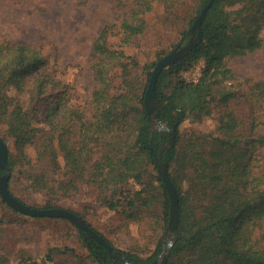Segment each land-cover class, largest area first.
Listing matches in <instances>:
<instances>
[{
    "label": "trees",
    "instance_id": "trees-1",
    "mask_svg": "<svg viewBox=\"0 0 264 264\" xmlns=\"http://www.w3.org/2000/svg\"><path fill=\"white\" fill-rule=\"evenodd\" d=\"M181 1L113 0L114 13L120 18V23L103 26L92 43L94 62L91 69L97 86L92 93L93 115L89 121L68 105L67 86L58 83L46 71L37 45L0 40V122L5 124L7 136L13 139L19 165L29 163V146H34L36 161L47 159L53 169L60 168L56 144L62 153L67 179L50 181L45 171H34L28 174V181L35 191L69 196L76 191L77 182L89 180L108 209L132 211L138 203L151 213L148 208L153 206V194L150 195L145 182L146 169L151 166L156 173L153 180L160 193L161 212L155 219L161 221L164 228L168 226L170 201L155 160L170 135L167 131L151 130V115L146 112L143 102L156 62L143 66L145 84L140 92L136 88L135 91L113 92L111 74L118 67L125 69L124 61L134 67L139 66L126 55L123 47L144 33V14L152 11L155 4L172 10ZM194 1L187 27L181 32L180 45L188 42L192 23L209 0ZM262 28L264 0H214L200 23L198 44L157 76L154 104L161 121L174 130L173 144L162 149L161 161L167 165V173L178 198L177 229L180 230L183 211L193 215L195 224V231L189 236L177 235L165 264H264V165L255 163L256 140L252 137L242 140L243 137L234 134L241 123L230 112L219 118L214 136L190 135L185 143L180 134L183 123L209 118L214 107L226 104L237 95L235 90L224 85L232 78L225 61L259 49L262 41L258 32ZM196 34L197 30H194L191 36ZM111 36L120 37L116 48L110 46ZM198 61L205 64L202 77L196 83L185 82L182 73ZM123 82L127 83L125 78ZM25 94L32 101L31 107L20 100V96ZM38 106L41 108L36 112L45 115L42 119L48 122V131H39L33 125L31 119L34 115L30 116L29 112ZM57 118L61 119L63 126L60 134L55 136L57 122L54 121ZM0 138L7 147V190L21 201L11 192L13 169L8 158L10 153L7 140ZM178 162L185 164L187 176L180 175L181 170L175 166ZM87 173L88 177L85 176ZM130 179L141 186V190L133 192L128 188ZM109 185L114 188L110 197L108 192L112 188ZM149 195L152 199L147 201ZM2 207L18 213L9 208L0 196ZM41 208L59 207L46 202ZM80 217L130 264H150L162 252V238L157 240L149 256L117 250ZM1 223L0 219V231ZM77 231L92 264H125L122 258L112 259L106 248L86 232ZM66 251L74 254L72 250ZM17 264L42 263L31 257H22Z\"/></svg>",
    "mask_w": 264,
    "mask_h": 264
},
{
    "label": "rangeland",
    "instance_id": "rangeland-1",
    "mask_svg": "<svg viewBox=\"0 0 264 264\" xmlns=\"http://www.w3.org/2000/svg\"><path fill=\"white\" fill-rule=\"evenodd\" d=\"M194 6V0H182L172 10H165L161 4H155L152 11L144 14V33L123 47L126 55L139 66L134 67L124 61L122 65L125 69H114L111 74L113 92L135 91L134 88L138 92L142 90L145 84L143 66L157 62L170 53L175 45L183 46L180 45L181 32L187 27V19ZM119 21L120 18L114 13L113 0H0V40L37 45L43 55L44 68L58 83L67 86L68 105L72 110L82 113L85 121L91 120L93 115L92 93L97 86L91 69L94 62L93 40L103 26L119 24ZM258 35L262 41L259 49L225 61L232 78L224 85L235 90L237 95L226 104L214 107L209 118L196 123H183L180 134L185 143L190 135L214 136L217 134L219 118L227 112L233 113L241 123L238 132L234 134L243 137L242 140L248 137L256 140L258 151L255 163L263 166L264 28ZM119 40L120 37L111 36L110 46L116 48ZM195 65L196 63L182 75L191 72ZM124 78L127 83L123 82ZM20 100L25 106L31 107L32 101L26 94L20 96ZM38 108L41 106L29 112L30 116L34 115L31 119L33 125L39 131H48V122L42 119L45 115L37 113ZM55 122L57 136L63 124L60 118ZM5 129V124L0 122V137L7 140L9 163L13 169L10 189L24 204L41 208L49 202L50 205L71 210L82 216L117 250L132 251L141 257L152 253L159 238H162L164 244L167 242V227L164 228L163 223L155 219L161 212L158 199L160 193L153 180L156 173L151 166L145 173L147 190L150 195L153 194V206L148 208L151 213L146 212L138 203V207L132 208V211L126 208L108 209L95 185L89 180L77 182L76 191L69 196L37 192L28 181V174L34 171H45L50 181L67 179L64 176L66 171L63 168L62 153L56 144L60 168L53 169L47 159L36 161L34 146H29L27 154L30 161L21 166L19 158H16L13 139L7 136ZM175 166L181 170V176H187L188 170L185 171L183 162H178ZM85 176L88 177V173ZM111 188L109 192L106 191L108 197L113 193L114 188ZM128 188L133 192L141 190V186L131 179ZM150 195L146 197L147 201L152 199ZM192 216L183 211L182 224L180 230L177 229V235L187 237L195 231ZM0 219V264H17L22 257H31L42 264H92L77 229L65 219L29 217L3 207L0 208ZM66 250H72L74 254Z\"/></svg>",
    "mask_w": 264,
    "mask_h": 264
},
{
    "label": "water",
    "instance_id": "water-1",
    "mask_svg": "<svg viewBox=\"0 0 264 264\" xmlns=\"http://www.w3.org/2000/svg\"><path fill=\"white\" fill-rule=\"evenodd\" d=\"M214 0H209L208 3L202 8L199 16L194 20L192 26L189 30L190 38L188 42L180 47H175L170 53L166 54L164 57L159 59L154 69L151 73V76L148 80L147 89L144 94V107L146 112L151 115L150 128L151 130H158L160 132L167 131L170 135L167 144H163L161 149L158 152L157 158L155 160L158 174L166 187L170 205H169V220H168V240L164 244L162 252L159 256L154 259L150 264H165L169 250L172 247L176 237H177V224H178V198L176 191L169 179L167 173V165L161 161V152L163 148L171 147L173 144V129H169L166 124H164L156 110L154 102L156 101L155 96V84L157 76L162 69L166 68L169 65L174 64L178 60H181L186 56L200 41L201 31L200 23L212 5ZM197 30L196 36H191L192 32ZM0 169L3 170V174L0 175V196L7 206L16 212L29 216V217H47V218H60L65 219L72 223L77 229L86 232L92 239L104 246L109 254V256L114 259L115 257L122 258L125 261V264H130L129 261L124 257L120 252L114 251L106 241L100 237L94 230H92L87 223L77 214L71 212L70 210L64 208H33L23 202L15 199L7 190V180L9 177V169L7 166V147L6 144L0 138Z\"/></svg>",
    "mask_w": 264,
    "mask_h": 264
},
{
    "label": "built area",
    "instance_id": "built-area-1",
    "mask_svg": "<svg viewBox=\"0 0 264 264\" xmlns=\"http://www.w3.org/2000/svg\"><path fill=\"white\" fill-rule=\"evenodd\" d=\"M204 67H205L204 62L203 61H199L193 67V70L191 72H189L188 74H185L184 73L181 77H182V79L185 82H188V83H196L202 77Z\"/></svg>",
    "mask_w": 264,
    "mask_h": 264
}]
</instances>
